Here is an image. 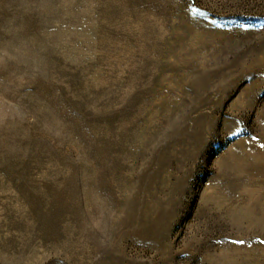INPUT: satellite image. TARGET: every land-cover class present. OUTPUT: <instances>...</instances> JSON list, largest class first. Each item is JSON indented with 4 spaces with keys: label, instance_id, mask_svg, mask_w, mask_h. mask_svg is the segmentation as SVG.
Listing matches in <instances>:
<instances>
[{
    "label": "rangeland",
    "instance_id": "374dc122",
    "mask_svg": "<svg viewBox=\"0 0 264 264\" xmlns=\"http://www.w3.org/2000/svg\"><path fill=\"white\" fill-rule=\"evenodd\" d=\"M0 264H264V0H0Z\"/></svg>",
    "mask_w": 264,
    "mask_h": 264
}]
</instances>
